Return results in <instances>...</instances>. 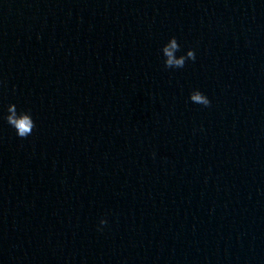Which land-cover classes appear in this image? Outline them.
Instances as JSON below:
<instances>
[{
	"label": "water",
	"instance_id": "95a60500",
	"mask_svg": "<svg viewBox=\"0 0 264 264\" xmlns=\"http://www.w3.org/2000/svg\"><path fill=\"white\" fill-rule=\"evenodd\" d=\"M0 81V264H264V0H0Z\"/></svg>",
	"mask_w": 264,
	"mask_h": 264
},
{
	"label": "clouds",
	"instance_id": "9594fccd",
	"mask_svg": "<svg viewBox=\"0 0 264 264\" xmlns=\"http://www.w3.org/2000/svg\"><path fill=\"white\" fill-rule=\"evenodd\" d=\"M181 45L179 44L176 37H172L170 41L163 47L162 52L165 59L166 68H183L188 60L195 61L196 53L195 50L190 49L187 51L186 55H181L177 57L176 53L180 51ZM3 81H0V85ZM195 92V95H193ZM190 95V100L193 103L209 107L211 105L210 99L199 90L193 91ZM8 115L5 117L8 124L12 126L17 135L20 138H27L30 136L35 128V121L32 118L31 111L19 110L15 104H11L8 107ZM101 225L107 224L106 219L100 221Z\"/></svg>",
	"mask_w": 264,
	"mask_h": 264
}]
</instances>
